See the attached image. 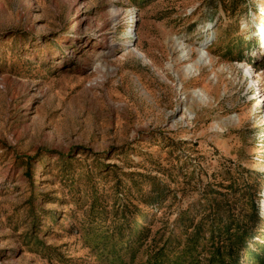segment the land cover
Returning a JSON list of instances; mask_svg holds the SVG:
<instances>
[{
    "label": "rangeland",
    "instance_id": "rangeland-1",
    "mask_svg": "<svg viewBox=\"0 0 264 264\" xmlns=\"http://www.w3.org/2000/svg\"><path fill=\"white\" fill-rule=\"evenodd\" d=\"M261 26L264 0H0V264H264Z\"/></svg>",
    "mask_w": 264,
    "mask_h": 264
},
{
    "label": "bare ground",
    "instance_id": "bare-ground-1",
    "mask_svg": "<svg viewBox=\"0 0 264 264\" xmlns=\"http://www.w3.org/2000/svg\"><path fill=\"white\" fill-rule=\"evenodd\" d=\"M116 15V14H115ZM258 29L260 30L259 32H261L262 34H264V30L262 29V26L261 27H258ZM203 31H205L206 33H211L212 32V30L209 28V27H204L203 29H202ZM130 33H132V32H130ZM137 51V50H136ZM264 51V46H261V52H263ZM138 53V52H137ZM183 57H185V56H183ZM183 57H181V58H183ZM200 61H201V57H199L197 60H196V63L195 64H198V63H200ZM195 70V69H194ZM246 72H248V74L250 73L251 74V78H253V73L252 72H254L255 70L254 69H251V68H246V70H245Z\"/></svg>",
    "mask_w": 264,
    "mask_h": 264
},
{
    "label": "built area",
    "instance_id": "built-area-1",
    "mask_svg": "<svg viewBox=\"0 0 264 264\" xmlns=\"http://www.w3.org/2000/svg\"><path fill=\"white\" fill-rule=\"evenodd\" d=\"M252 80H253L252 81L253 83L251 84L252 85V88H260L259 87V83H257L256 79L255 78H252ZM256 93H257L256 96H258L259 95V91L256 92Z\"/></svg>",
    "mask_w": 264,
    "mask_h": 264
}]
</instances>
